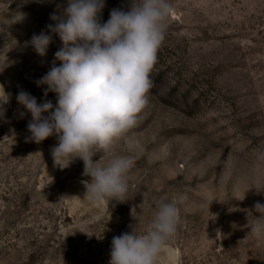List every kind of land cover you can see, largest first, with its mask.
Wrapping results in <instances>:
<instances>
[{"label": "rangeland", "instance_id": "obj_1", "mask_svg": "<svg viewBox=\"0 0 264 264\" xmlns=\"http://www.w3.org/2000/svg\"><path fill=\"white\" fill-rule=\"evenodd\" d=\"M165 39L138 123L93 160L128 156L123 202H93L79 157L54 161L56 135L37 143L21 90L61 61L55 27L67 0H0V264H109L114 236L146 234L156 202L180 194L177 232L156 264H264V0H169ZM131 0H104V23ZM49 35L44 55L34 35ZM51 111V110H49ZM49 113H43L47 116ZM67 165V166H66ZM66 166V167H64Z\"/></svg>", "mask_w": 264, "mask_h": 264}, {"label": "clouds", "instance_id": "obj_2", "mask_svg": "<svg viewBox=\"0 0 264 264\" xmlns=\"http://www.w3.org/2000/svg\"><path fill=\"white\" fill-rule=\"evenodd\" d=\"M104 0H67L65 18L56 25L63 47L55 53L61 61L38 84L57 94L55 107L50 100L37 103L26 91L18 92L17 102L31 113L27 127L39 143L56 135L58 144L52 155L67 157V165L79 157L91 180L85 185L93 202L115 199L123 202L128 191V173L133 160L115 156L106 165L93 157L110 150L114 141L135 127L138 115L149 103L150 73L157 62L172 7L169 0H131L128 10L114 8L106 22L99 14ZM49 35H34L35 50L44 55ZM9 94L0 84V106ZM51 110V111H49ZM49 113L47 116L43 113ZM2 114V110H0ZM66 165V166H67ZM64 166V167H66ZM180 194L156 202V212L146 234L125 232L111 241L109 264H156L180 223ZM255 208L264 211V205ZM264 222L252 231L261 235Z\"/></svg>", "mask_w": 264, "mask_h": 264}]
</instances>
